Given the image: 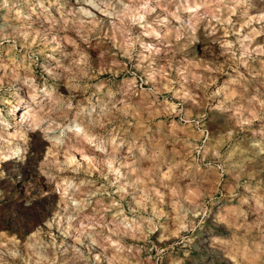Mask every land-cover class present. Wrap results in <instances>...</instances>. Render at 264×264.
<instances>
[{
  "label": "clouds",
  "instance_id": "clouds-1",
  "mask_svg": "<svg viewBox=\"0 0 264 264\" xmlns=\"http://www.w3.org/2000/svg\"><path fill=\"white\" fill-rule=\"evenodd\" d=\"M0 264H264V0H0Z\"/></svg>",
  "mask_w": 264,
  "mask_h": 264
},
{
  "label": "rangeland",
  "instance_id": "rangeland-1",
  "mask_svg": "<svg viewBox=\"0 0 264 264\" xmlns=\"http://www.w3.org/2000/svg\"><path fill=\"white\" fill-rule=\"evenodd\" d=\"M201 69H199V68H197V71H200ZM107 77V74L106 73H104L103 74V76H102V78H106ZM178 150V149H177ZM154 254V253H153Z\"/></svg>",
  "mask_w": 264,
  "mask_h": 264
}]
</instances>
